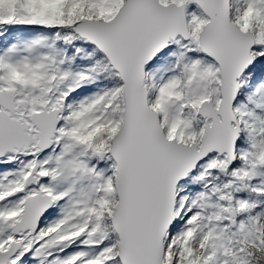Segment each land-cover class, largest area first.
<instances>
[{
    "label": "snow or ice",
    "instance_id": "6c2138e0",
    "mask_svg": "<svg viewBox=\"0 0 264 264\" xmlns=\"http://www.w3.org/2000/svg\"><path fill=\"white\" fill-rule=\"evenodd\" d=\"M0 264H264V0H0Z\"/></svg>",
    "mask_w": 264,
    "mask_h": 264
}]
</instances>
